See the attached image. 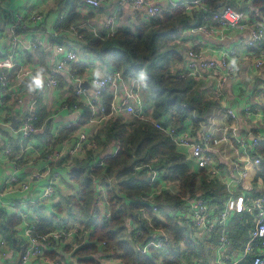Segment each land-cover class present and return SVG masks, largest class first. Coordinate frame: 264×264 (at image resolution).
Wrapping results in <instances>:
<instances>
[{
	"label": "crops",
	"instance_id": "obj_1",
	"mask_svg": "<svg viewBox=\"0 0 264 264\" xmlns=\"http://www.w3.org/2000/svg\"><path fill=\"white\" fill-rule=\"evenodd\" d=\"M152 1L164 8L168 7L167 0ZM204 3L209 8L230 4L247 11L252 18L264 21V13L255 0H204ZM72 10L79 18L70 28L59 29L61 21ZM186 12L194 14L195 10L189 9ZM36 14L42 16L41 21L31 19ZM109 17L112 18L109 32L124 27L134 30L140 19L151 24L144 19L142 12L133 8L132 0H102L98 8L89 5L86 0H5L0 8V53L11 55L15 60L11 87L3 94L0 104V211L5 213V217L15 215L16 213L7 207L11 202H15L23 212L21 222L15 227V236L20 241L19 247L7 239L0 228V264H18L22 246L29 245L26 232L37 222V209L41 203L48 209L57 204L62 205L63 215L67 220L66 224L56 225L53 230L62 229L65 235L46 249V252H54L53 256L47 254L50 258H59L63 264H123L119 251L105 253L101 243H97L98 251L95 254L84 257L77 255V250L89 242L93 226L87 227L84 224V212L69 201L79 196L78 184L71 179L73 170L85 163L89 164V157L93 164L104 157L114 155L121 148L117 139L107 137V124L115 119H121L127 125L137 121L121 106L131 104L135 107H149V92L139 78L131 79L125 76L112 66L93 58L83 49L86 43L79 30L88 31L93 35L107 33L104 22ZM250 38L249 28L217 29L211 34H206L199 29L195 20L190 28L178 32L176 42L182 48L183 59L171 65L174 75L186 69L191 62L189 50L201 51L205 59L218 61V69L215 71L202 68L200 76H190L186 79L192 81L199 99L210 103L202 117L197 112L198 120L215 115L221 104L231 108L235 114L233 123L237 127V133L233 143L238 150V156L235 151H230L231 160L218 158V165L223 168V174L216 182L224 185L231 193L224 206L232 210L233 216L241 214L249 226L248 230L255 225L254 218L250 213L240 210L249 197L256 196V192H264L261 179L254 184L259 167L252 162L253 157L258 155L253 141H264V66H257V60L263 56L264 51L257 45H249ZM57 44L76 51L79 55L78 61L58 73L57 86L48 87L44 84L43 88L29 91V84L37 72L45 73L54 68L58 58L54 49ZM231 51L233 54L228 58L227 66L222 65L220 59ZM229 67L233 69L234 75L218 88V74L227 72ZM95 72L99 75H94ZM106 74H112L113 81L104 94L105 98L111 100L110 114L103 118L92 102V82ZM78 89L80 92H77ZM84 107L91 110L89 120L82 119ZM28 111H35L39 116L37 132L22 145L19 143L17 128ZM14 116L20 121L15 123V127H11ZM155 121L162 125H172L191 138H198V121L192 120L191 117L180 127L175 126L172 111ZM218 122L223 124L225 117L219 116ZM81 133L88 137L83 144L79 141ZM90 141H93L95 146H92ZM213 144L218 151L223 150V143L218 141V137ZM175 146L179 153L185 156L189 153L188 146ZM6 147L11 150L10 155L3 152ZM238 159L248 170L249 177L246 179H241L233 168V163ZM15 160L19 163V182L30 185L27 191H22L18 183L5 185ZM152 178L159 181L157 174L152 175ZM51 182L55 187L54 193L50 199H44L42 193ZM94 191L97 195H107L108 186L104 176L95 179ZM161 206L165 208L169 203L161 202ZM187 206L188 203L181 209H166L171 215L177 216L179 211L187 210ZM97 209L104 215L108 205L103 204ZM109 210L111 211V206ZM184 216L181 219H188V215ZM128 220L126 219L125 224L127 231H131ZM5 221H8V218ZM194 236L201 239L206 237L202 231ZM247 239L248 234L239 249H235L231 241L230 246L225 248L219 245L214 250L209 264H248L244 253ZM90 259L94 261L88 262ZM28 264L48 263L37 259Z\"/></svg>",
	"mask_w": 264,
	"mask_h": 264
},
{
	"label": "trees",
	"instance_id": "obj_2",
	"mask_svg": "<svg viewBox=\"0 0 264 264\" xmlns=\"http://www.w3.org/2000/svg\"><path fill=\"white\" fill-rule=\"evenodd\" d=\"M255 1L264 13V0ZM196 16V12L188 14L184 7H179L174 11L166 10L162 18L153 20L151 24L140 19L134 30L124 27L99 35L79 31L86 43L83 49L89 55L131 79L139 78L142 81L143 87L149 92V109L153 119H159L172 111L175 126L180 127L191 117L192 108L202 117L210 105L199 99L192 81L179 79L171 72V65L183 59L176 36L179 31L190 28ZM78 18L74 10L70 11L59 24V29L70 28ZM103 101L109 112L110 98L103 95ZM83 109L82 119L89 120L90 108ZM105 129L107 137L120 142L119 151L93 164L89 157V164L85 163L72 172L71 179L78 184L79 196L69 201L84 212V224L93 226L89 242L77 250V255H93L98 251L97 243L105 242L107 251L120 252L119 257L124 264H191V258L209 264L214 250L220 245V228L214 227L209 238H196V228L188 219L171 215L162 206L154 213L152 207L141 201L149 190L147 173L151 166L156 167L164 170V180L175 183L176 193L165 191L157 198L160 202L174 204V209L182 207L185 199L192 197H200L209 205L223 207L231 193L224 185L209 180L204 171L190 172L184 156L176 150L171 137L156 128L151 120H137L127 125L121 119H115ZM255 151L264 159V141L258 142ZM137 165L142 166L141 171L136 172ZM107 175L118 180V191L108 190L111 206V218L108 220L94 205L95 179ZM258 179L264 185V160L259 165L254 184ZM260 194L255 193L256 196ZM37 214L38 220L32 227V235L39 240L48 236L56 225L67 222L60 204L48 209L41 203ZM6 218L8 221H5ZM127 218L137 225L140 243L153 239L152 232L156 229H163L170 243L164 244L160 250L152 247L147 253L138 250L135 231H127ZM20 222V216L15 214L5 217V213L0 211V228L6 238L18 247L20 241L15 236V227ZM248 228L241 214H236L230 220L229 239L235 249L244 244ZM53 242L51 245H54ZM46 254L53 256L54 252ZM246 256L248 264L251 263V256Z\"/></svg>",
	"mask_w": 264,
	"mask_h": 264
},
{
	"label": "built area",
	"instance_id": "obj_3",
	"mask_svg": "<svg viewBox=\"0 0 264 264\" xmlns=\"http://www.w3.org/2000/svg\"><path fill=\"white\" fill-rule=\"evenodd\" d=\"M5 0H0V8ZM168 7L164 8L159 4L153 3L152 0H132V6L137 11L144 14V19L147 22H152L155 19L162 18L166 10L174 11L179 7H184L185 11L189 9H194L197 13L196 23L199 25V29L206 33L211 34L217 29L219 30H243L246 28L250 29L251 38L249 40V45H257L264 51V21L260 19H255L250 16V14L240 8H236L230 4H224L217 8H209L205 5L204 0H167ZM86 2L98 8L102 3V0H86ZM194 12V13H195ZM32 20L41 21L42 16L39 14L34 15ZM18 24V22H17ZM112 18L109 17L104 22V29L109 32L111 29ZM58 58L54 68L51 71L42 73L44 78V84L48 87H55L58 85V73L65 70L66 67L71 66L73 63L78 61L79 55L73 49H69L64 45L57 44L54 46ZM233 51L220 59V63L227 66V60ZM188 56L191 62L188 63L186 69L180 70L179 73L175 74L179 79H186L190 76L198 77L200 76V71L202 68L212 69L215 71L218 69V61L214 59H205L201 51L189 50ZM257 66H264V54L257 60ZM15 67V60L11 55H4L0 53V104L2 103V96L11 87V74ZM234 75V71L229 67V70L225 73H219L217 76V86L220 88L223 83L230 77ZM113 81L112 74H106L93 80V105L95 106L98 113L106 118L110 114L107 112V106L103 102V95L109 88ZM77 92H80L78 89ZM67 108V107H66ZM125 112L131 114L136 120H151L154 126L158 129L163 130L168 134L173 140L174 144H183L188 146L189 153L185 156V160L190 169V172L204 171L207 178L211 181L216 182V180L222 178L223 168L218 165V158H223L224 160H231L229 155L230 151H235L238 156L237 149L234 142L236 139L237 127L233 123L235 114L231 108H226L224 104L219 105L217 113L213 116H209L207 119L198 120L197 111L192 108L191 118L192 120L198 121V138H191L184 132L178 131L172 125H162L155 121L151 116V111L149 107H135L131 104H124L121 106ZM174 115V114H173ZM225 117V122L219 123V116ZM174 118V117H173ZM39 116L35 111H28L23 117L22 122L17 128V133L19 134L20 144L30 138L33 134L37 132V122ZM218 137V141L223 143V150L218 151L214 147V141ZM88 137L85 133H81L79 137L80 143H85ZM259 140L255 139L253 141V146L256 147ZM92 146H95L93 141H90ZM3 152L10 155L11 150L6 147ZM261 155H255L252 159L254 165L258 166L263 162ZM13 168L10 177L6 180V184L18 183L20 184V189L22 191H27L30 189V185L24 182H19L17 177V170L19 168L18 160L13 161ZM233 168L236 174L241 179H246L249 177L248 170L243 166L240 159L233 163ZM142 166H135L136 172L141 171ZM196 170V171H195ZM159 175V181L151 179L153 175ZM164 170H158L156 167L151 166L150 171L147 173V178L149 179V190L142 196L141 201L146 205L152 207L154 213L160 210L161 202L157 198L165 191L176 193L175 183L164 180L162 175ZM109 189H114L118 191V180L116 177L104 176ZM54 184L49 183L43 193L42 197L44 199H50L54 193ZM122 193L120 197H122ZM188 203L187 210H181L177 213V216L184 218L185 214L188 215L189 221L196 228V235L202 231L209 238L214 230V227L220 228V247L225 248L230 246L229 239V223L232 219V210L226 206L219 207L217 205H209L206 201L202 200L200 197L186 198L184 205ZM103 204L108 205V210L103 216L108 220L111 218V211L109 210L110 202L107 195L96 194L95 195V207L99 208ZM9 209L14 211L16 215L23 217V212L17 207L15 202H11L8 206ZM241 212H248L254 218L255 225L248 230V239L245 244L244 253L251 256V264H264V192L258 196H251L247 199V203L241 208ZM128 225L131 231H135V245L138 250L147 253L150 248H156L158 250L162 249L165 242L168 240V236L163 229H156L152 232L153 239H150L146 243H140V232L137 229V225L132 219L127 218ZM33 227V225H32ZM32 227H30L28 234L29 245L26 247L24 254L21 259L22 264H28L34 260H40L42 263L48 264H63L59 258H50L46 254V249L52 247L51 241L56 242L62 239L65 235L64 231H52L48 236L44 237L42 240L35 238L32 235ZM139 238V239H138ZM103 248H106L105 242H100ZM124 264V263H123ZM194 264H203L201 260L196 259Z\"/></svg>",
	"mask_w": 264,
	"mask_h": 264
},
{
	"label": "clouds",
	"instance_id": "obj_4",
	"mask_svg": "<svg viewBox=\"0 0 264 264\" xmlns=\"http://www.w3.org/2000/svg\"><path fill=\"white\" fill-rule=\"evenodd\" d=\"M233 63H235V61H233ZM94 75L98 76L99 73L95 72ZM43 87H44L43 74L41 72H37L36 76L32 78V81L29 84V91H32L37 88H43Z\"/></svg>",
	"mask_w": 264,
	"mask_h": 264
},
{
	"label": "water",
	"instance_id": "obj_5",
	"mask_svg": "<svg viewBox=\"0 0 264 264\" xmlns=\"http://www.w3.org/2000/svg\"><path fill=\"white\" fill-rule=\"evenodd\" d=\"M17 121H20V120H19V119L17 120V119L15 118V116H14L13 119H12L11 127H15V123H16ZM25 247H26V245L24 244V245L22 246V248H21L20 260H19L18 264H21V259H22V256H23V254H24Z\"/></svg>",
	"mask_w": 264,
	"mask_h": 264
},
{
	"label": "rangeland",
	"instance_id": "obj_6",
	"mask_svg": "<svg viewBox=\"0 0 264 264\" xmlns=\"http://www.w3.org/2000/svg\"><path fill=\"white\" fill-rule=\"evenodd\" d=\"M172 206H174V204H169V206H167V207H172ZM164 207V206H163ZM167 207H165V208H167ZM168 209V208H167ZM166 209V210H167ZM180 209H181V207H180ZM155 212H157V211H155ZM180 218V217H179ZM170 243V239L168 238V240L165 242V244H169ZM165 246V245H164ZM104 252L105 253H108L109 254V251H107L106 250V248H105V250H104ZM163 258V257H162ZM192 260H191V264H194V261L196 260V258H191Z\"/></svg>",
	"mask_w": 264,
	"mask_h": 264
}]
</instances>
